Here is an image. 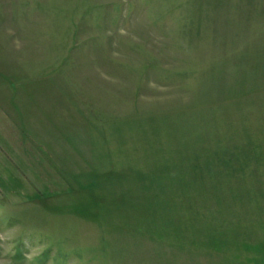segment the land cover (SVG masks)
Here are the masks:
<instances>
[{
	"label": "rangeland",
	"instance_id": "1",
	"mask_svg": "<svg viewBox=\"0 0 264 264\" xmlns=\"http://www.w3.org/2000/svg\"><path fill=\"white\" fill-rule=\"evenodd\" d=\"M0 93V264H264V0H0Z\"/></svg>",
	"mask_w": 264,
	"mask_h": 264
},
{
	"label": "crops",
	"instance_id": "2",
	"mask_svg": "<svg viewBox=\"0 0 264 264\" xmlns=\"http://www.w3.org/2000/svg\"><path fill=\"white\" fill-rule=\"evenodd\" d=\"M18 105L20 110L17 109ZM8 106L10 110H15L13 115ZM17 110L20 113L16 114ZM21 110L22 102L16 101L14 93L10 94L9 98L0 93V194L3 195L12 193L14 189H20L25 177L21 163L30 162L33 146L38 155L30 132L24 131V117Z\"/></svg>",
	"mask_w": 264,
	"mask_h": 264
}]
</instances>
